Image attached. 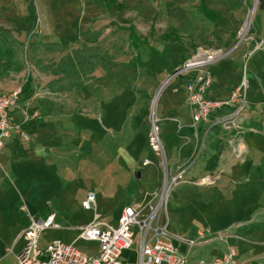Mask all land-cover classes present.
<instances>
[{
	"label": "rangeland",
	"instance_id": "obj_1",
	"mask_svg": "<svg viewBox=\"0 0 264 264\" xmlns=\"http://www.w3.org/2000/svg\"><path fill=\"white\" fill-rule=\"evenodd\" d=\"M255 2L116 0L120 10H110L104 0H0L1 24L17 18L24 34L31 25L39 37L47 22L60 23L63 36L48 42L74 39L70 50L99 48L112 58L108 66H93L72 92L60 97L57 117L49 120L55 126L49 124L24 145L19 141L2 150L0 264H17L24 241L16 239V232L50 214L60 230L42 231L39 249L60 240L74 243L83 255L95 251L97 243L77 239L79 228L95 214L82 208L88 193L95 195L96 214L116 227L122 208L164 194L167 178L182 170L162 195V221L173 241L238 225L232 233L247 241L243 236L252 232V240L259 239L264 233V18L253 24ZM197 49L221 51L224 59L207 70L213 83L205 100L227 103L239 90L234 105H242L239 115L231 117L230 107L204 126L193 123L184 89L195 73L178 72ZM63 51H38L36 62L58 63L70 52ZM35 69L28 66L27 74L35 83L45 82ZM29 132L30 127L20 129ZM144 161L150 164L144 167ZM206 178L209 184L202 185ZM211 242L192 248L188 264L226 249L220 241ZM138 250L134 233L123 263L137 264Z\"/></svg>",
	"mask_w": 264,
	"mask_h": 264
},
{
	"label": "built area",
	"instance_id": "obj_2",
	"mask_svg": "<svg viewBox=\"0 0 264 264\" xmlns=\"http://www.w3.org/2000/svg\"><path fill=\"white\" fill-rule=\"evenodd\" d=\"M222 56L221 51L197 49L195 54L184 63L178 72L184 76L188 73H195L187 81L186 91L187 105L191 110L193 123L196 125L201 122L209 123V116L212 113L225 108L231 107V110H233L231 117L239 115L242 111V105L236 109L234 107L239 102V90L236 94H233L230 102L227 103L204 99V94L212 83V75L207 70ZM20 95V88L0 95V154L12 133L20 137L22 144L30 141V136L26 133H20V127L10 120V111L17 106ZM155 151H158V148ZM149 164L148 161L143 162L144 167ZM184 173V170L180 171L170 181L167 178L165 190L169 191ZM200 182L202 185L209 184L207 178L202 179ZM162 195L154 193L145 202L123 208L116 227H113L103 222L101 217L96 214L95 195L88 193L82 202V208L86 211L93 210L95 214L89 224L79 228L77 239L98 244V249L92 256L83 255L75 248L74 244L65 245L59 240L53 241L45 250L39 249V234L46 229H56L57 226L54 225L53 215L44 221L35 222L31 220L30 225L21 234L24 247L16 256L17 264H124L122 254L132 248L134 233H137L139 238L137 264H188L186 255L179 253L173 246V237L168 232L167 223L162 221L165 203ZM230 229L215 234L199 231L196 233L195 239L183 240L181 243L189 250L196 246L208 244L211 241H220L227 244V241L232 237ZM198 264L241 263L237 260L235 249L227 246L225 253L219 258L201 261Z\"/></svg>",
	"mask_w": 264,
	"mask_h": 264
},
{
	"label": "crops",
	"instance_id": "obj_3",
	"mask_svg": "<svg viewBox=\"0 0 264 264\" xmlns=\"http://www.w3.org/2000/svg\"><path fill=\"white\" fill-rule=\"evenodd\" d=\"M43 17L45 20L47 19L46 16H43ZM16 22H17V18H16ZM16 22L15 21L8 22L6 26L0 23V29L3 31H10L12 33L13 37L18 42L23 44V48H22L23 51L27 49V46L29 43H32L34 41L40 42L42 44H48V45L69 44V49H67L65 51L69 50L70 52L68 54H70L72 51H74V49L70 50V47L72 46L70 43L75 42L74 39L69 41L68 43H62V44L48 42V40L50 38H52L53 36H59V35L63 36L64 30L60 29V26H61L60 23L47 22V24L44 26V29L40 30L41 34L39 35V37L36 35V33L34 32L35 30L33 29L32 36H34V37H32V39L29 41L30 36L28 35V31L31 28V25H29V26L27 25V32H26V34H24L21 27L18 26V24H16ZM14 23H15V25H14ZM58 26H59V28H58ZM27 37H28V41H26ZM45 54L54 55V54H58V53H51V54L45 53ZM26 59H27V51H26V56L25 57L22 56V58H21V60L23 62V67L20 71L3 72L0 69V95L10 93L17 88L21 89V95H20L19 102H18L17 106L10 111V120L12 121L13 124L18 125L20 127V129H23L25 126L30 127L31 132L26 133V134H28L30 137L37 138L38 133L40 131L43 132L45 130V128L48 127L49 124H52L53 126H55V123H50L49 120L53 119L54 117H57V110H58L57 108L59 106L60 97H63V95H67V94L56 93V92L51 91L49 88V84L53 80H55V77L53 75H51L50 73L39 72L29 62V60L26 61ZM223 60L224 59H220L219 61H217L216 63L211 65L209 70L212 69V67L215 66L216 64H218L219 62H222ZM48 64H50V63H48ZM48 64H46V65H48ZM28 66L35 69V71L37 70L38 73L43 77L45 82L35 83L32 75L27 74V67ZM211 75L213 76L212 71H211ZM211 87H212V85H210V87L208 89L210 90ZM175 89L176 88H173L174 91H175ZM208 89L206 90V92L209 91ZM184 91H186V88L184 89ZM186 95H187V91H186ZM205 124H207V123L201 122L198 125L204 126ZM10 139H13V141L8 142L7 146L5 145L4 148H7L8 145H10L11 143H13L14 145H17V143L19 141L21 142L19 136L15 133H13L11 135ZM22 145H24V144H22ZM0 155H2V152ZM122 209H121V211H122ZM121 211L119 213V216L121 214ZM49 216H51V214ZM119 216H118V218H119ZM54 220H55V217H54ZM103 222L110 224L109 222H106V221H103ZM28 226H26V227L20 229L18 232H16V235H15L16 239H18V240L22 239L21 234ZM241 227L242 226L238 225V227H236V228L235 227L231 228L230 234L232 237L227 241V244H225L224 242H221V243H224L226 245L225 248H227V246H230L231 248L235 249V251L237 253V260L241 264H264V233H262L259 236V239L257 241L252 240V238H251L252 232L246 233V235H244L243 237L249 242H255V244L254 243H248L247 241H244V239H242L240 236H237V234L234 233V231L232 233V230L239 229ZM58 229L60 230V228H58V226H57L56 230H58ZM93 243H95V242H93ZM210 243H212V242H209V244ZM172 244L178 250L179 253L185 254L186 258L188 257L187 256L188 252L191 249L189 250L182 243L175 242L173 240H172ZM204 245H207V244H204ZM200 246H203V245H200ZM246 246L257 247V248H256V250H252V251H249L248 253H245L244 249H246ZM97 249H98V247H97ZM97 249L95 251L88 252L87 256L94 255L96 253ZM185 249L187 250L186 253H185ZM225 251H226V249L224 250V248L221 249L220 251L214 250L212 253V256H210L209 258L203 259V260L210 261V260H213L215 258H219L220 256H222L225 253ZM123 254H124V252H123ZM123 254H122V256H123ZM203 260H201V261H203ZM187 263H188V259H187ZM196 264H198V263H196Z\"/></svg>",
	"mask_w": 264,
	"mask_h": 264
},
{
	"label": "trees",
	"instance_id": "obj_4",
	"mask_svg": "<svg viewBox=\"0 0 264 264\" xmlns=\"http://www.w3.org/2000/svg\"><path fill=\"white\" fill-rule=\"evenodd\" d=\"M108 9L120 10V5L116 4V0H104ZM215 17V15H211ZM264 18V0H258L257 14L254 17L253 24H261V19ZM252 24V26H253ZM256 28V26H254ZM258 28V26H257ZM130 29H134L131 25ZM32 28L29 29L28 35L31 37ZM23 44L18 42L10 31H3L0 29V69L3 72L6 71H20L23 67L21 60L23 53ZM27 57L29 62L37 68L39 72L50 73L55 77L49 84L51 91L56 93H70L79 84L81 76H87L93 66H108L109 61L112 58L106 57L107 55L101 54L99 48H85L83 50L72 51L65 57L61 58L58 63L52 62L48 65L41 59L37 61V52L44 51L46 53L64 52L63 50L69 49V44L64 45H48L40 42L29 43ZM106 57V58H105ZM4 74V73H3ZM147 100H151L147 98ZM219 111L212 113L209 118L214 119L218 115ZM203 123V122H202ZM218 127L214 126L213 128ZM199 133H203L202 127L198 130Z\"/></svg>",
	"mask_w": 264,
	"mask_h": 264
},
{
	"label": "bare ground",
	"instance_id": "obj_5",
	"mask_svg": "<svg viewBox=\"0 0 264 264\" xmlns=\"http://www.w3.org/2000/svg\"><path fill=\"white\" fill-rule=\"evenodd\" d=\"M256 6V5H255ZM256 8V7H255ZM255 8L253 11H251L250 15H249V18L244 26V29L242 30V34L245 35V33H247V30H248V27L250 26L251 22H252V19H253V16L255 14ZM167 193V190L164 191V194H163V198L165 197V194Z\"/></svg>",
	"mask_w": 264,
	"mask_h": 264
},
{
	"label": "water",
	"instance_id": "obj_6",
	"mask_svg": "<svg viewBox=\"0 0 264 264\" xmlns=\"http://www.w3.org/2000/svg\"><path fill=\"white\" fill-rule=\"evenodd\" d=\"M255 3L258 4V0H256ZM139 177H140V174L139 173H136L135 176H134V178H136V179H139Z\"/></svg>",
	"mask_w": 264,
	"mask_h": 264
}]
</instances>
